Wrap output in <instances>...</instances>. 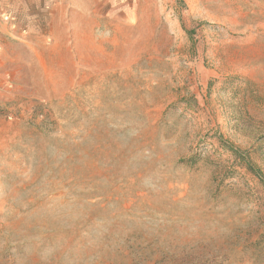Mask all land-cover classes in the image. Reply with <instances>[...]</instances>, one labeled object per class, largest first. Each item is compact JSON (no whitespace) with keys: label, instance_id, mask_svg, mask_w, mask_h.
I'll use <instances>...</instances> for the list:
<instances>
[{"label":"rangeland","instance_id":"374dc122","mask_svg":"<svg viewBox=\"0 0 264 264\" xmlns=\"http://www.w3.org/2000/svg\"><path fill=\"white\" fill-rule=\"evenodd\" d=\"M50 2L0 41V264H264V0Z\"/></svg>","mask_w":264,"mask_h":264},{"label":"crops","instance_id":"0c3cea01","mask_svg":"<svg viewBox=\"0 0 264 264\" xmlns=\"http://www.w3.org/2000/svg\"><path fill=\"white\" fill-rule=\"evenodd\" d=\"M1 11L13 14L17 28L12 30L7 23L2 24L0 30L3 31V36L0 35V41L30 45L32 34L41 30L40 25L45 24L47 16L51 13V2L44 0L42 5L41 0H1L0 17ZM0 46L4 48L3 44Z\"/></svg>","mask_w":264,"mask_h":264},{"label":"trees","instance_id":"16d2710c","mask_svg":"<svg viewBox=\"0 0 264 264\" xmlns=\"http://www.w3.org/2000/svg\"><path fill=\"white\" fill-rule=\"evenodd\" d=\"M230 150L236 155L237 159H243L242 156L240 155V153L237 150H234L233 148H230ZM186 163H189L191 165H196L197 164V156L189 159L186 161ZM245 165L246 168L248 169V171L254 175L255 177L258 178L259 182L264 186V177L262 176V174H260V172H258L253 166L252 164H250L246 159H245Z\"/></svg>","mask_w":264,"mask_h":264},{"label":"built area","instance_id":"2783aa9c","mask_svg":"<svg viewBox=\"0 0 264 264\" xmlns=\"http://www.w3.org/2000/svg\"><path fill=\"white\" fill-rule=\"evenodd\" d=\"M3 21L7 23L12 30H15L17 28V24L14 21V16L11 12H6L3 14Z\"/></svg>","mask_w":264,"mask_h":264}]
</instances>
